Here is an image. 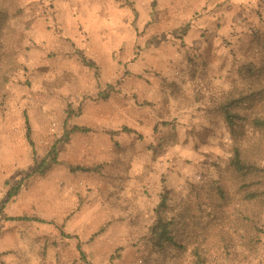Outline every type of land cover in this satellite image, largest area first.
<instances>
[{"label": "rangeland", "instance_id": "obj_1", "mask_svg": "<svg viewBox=\"0 0 264 264\" xmlns=\"http://www.w3.org/2000/svg\"><path fill=\"white\" fill-rule=\"evenodd\" d=\"M0 6V264H84L79 244L89 264H193L195 242H152L155 210L165 190L178 205L227 171L238 138L215 104L248 67L264 73V0ZM54 147L57 163L34 174ZM228 176V240H207V264H264V201L240 203ZM22 216L34 220H6Z\"/></svg>", "mask_w": 264, "mask_h": 264}, {"label": "trees", "instance_id": "obj_2", "mask_svg": "<svg viewBox=\"0 0 264 264\" xmlns=\"http://www.w3.org/2000/svg\"><path fill=\"white\" fill-rule=\"evenodd\" d=\"M6 11L4 6H0V18ZM7 25L4 18L0 23V33L4 31L2 27ZM12 31V27H9ZM7 39L2 45L4 53L7 49ZM253 67V66H252ZM248 67L244 76V84L235 86L231 91L224 92L217 99L216 110L224 119L233 137L237 136V142L232 148V155L226 163L227 171L221 174L217 180H210L206 186L195 187L194 195L187 197L178 205L171 203L170 193L165 190L161 194L155 214L156 220L150 229V239L160 250L166 248H176L185 251L190 244L196 243L191 250L193 264H207L208 256L212 249L209 248L208 239L212 237L215 245L219 242L228 240L226 226H221L225 217L230 216L227 209L231 205V195L233 188L228 176L235 181V189L242 193L240 203L252 206H261L264 201V166L261 164L259 156L264 148V85L261 77L262 71ZM26 139L33 149L36 158L35 142L33 140V130L26 115L25 120ZM73 132H89L86 128L75 127ZM123 132L132 133L131 129L124 128ZM58 152L56 147L49 154L48 158L39 162L35 159L34 174H44L45 166L52 157L57 163ZM54 156V157H53ZM77 171H96V169L85 167H73ZM22 187H10L8 190L7 201L16 197ZM250 211V210H249ZM254 209L252 215H247V219L253 220L257 215ZM9 221H32L29 216L19 218H8ZM222 221V222H221ZM196 226L202 227V232L197 233ZM231 226V225H230ZM253 230V226H244ZM78 249L84 264H89L82 248L79 244Z\"/></svg>", "mask_w": 264, "mask_h": 264}, {"label": "crops", "instance_id": "obj_3", "mask_svg": "<svg viewBox=\"0 0 264 264\" xmlns=\"http://www.w3.org/2000/svg\"><path fill=\"white\" fill-rule=\"evenodd\" d=\"M1 151V150H0ZM1 153V152H0ZM9 202V201H8ZM16 218H19V217H16ZM8 221V219H6Z\"/></svg>", "mask_w": 264, "mask_h": 264}]
</instances>
